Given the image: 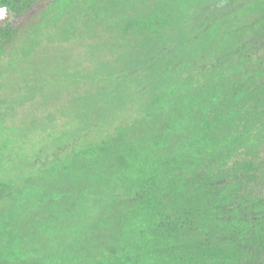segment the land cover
<instances>
[{"label":"trees","instance_id":"1","mask_svg":"<svg viewBox=\"0 0 264 264\" xmlns=\"http://www.w3.org/2000/svg\"><path fill=\"white\" fill-rule=\"evenodd\" d=\"M11 1L15 10H24L31 2ZM138 1L130 0L132 8ZM154 1L151 8H141L139 16L130 18V52L144 45L152 50L159 47L149 64L153 75L145 72L150 77L146 90L130 96L134 74L126 72L124 60L105 57L107 48L89 55L86 71L71 73L75 82L87 77L96 81L93 96H82L83 108L103 107L120 88L128 93L121 96L123 104L131 99L139 105L136 115L113 126V134L55 159L42 168L51 178L42 182L33 170L23 179L11 174L18 165L9 164L4 151L14 141L8 136L11 128L0 123V239L10 244L0 249V264H43L39 256L28 259L17 252V242L36 235L47 218L64 233L63 225L56 222L73 223L72 216L78 219L95 212L98 215L85 234L65 242L70 251L54 264H236L245 244L264 247V200L251 202L239 194L252 165L237 159H247L264 142L263 61L253 58L243 44V32L236 30V13L241 11L243 20L248 12L256 15L252 19L258 26L255 17L263 14L264 0L240 2L230 12L234 17L215 12L204 32H193L195 36L192 20L184 16L195 6L208 7L205 4L211 0ZM91 2L65 17H86L82 23L89 21L92 29L96 18L105 23L107 15ZM73 22L51 21L70 34L67 37L86 29L74 28ZM13 32L0 29V43L7 44ZM214 44L217 48L212 50ZM95 60L98 65L92 66ZM110 60L112 66L102 70L101 65L108 66ZM208 66L212 68L207 70ZM94 93L102 97L101 103L94 102ZM25 150L16 148L18 154ZM228 161L231 170L225 167ZM228 174L235 179L228 180ZM67 180L70 190L61 192ZM78 180L85 185L76 187Z\"/></svg>","mask_w":264,"mask_h":264},{"label":"rangeland","instance_id":"2","mask_svg":"<svg viewBox=\"0 0 264 264\" xmlns=\"http://www.w3.org/2000/svg\"><path fill=\"white\" fill-rule=\"evenodd\" d=\"M91 1L85 0L82 4L83 0L78 2L76 0H31L24 10L10 11L0 25V29L7 28L14 31L7 44L0 43V123L6 125L7 129L11 128L8 131V136L14 142L5 149L4 154L8 155L9 164L18 165V168L11 170V174L17 176L18 179H23L24 176L30 174L29 170H33V173L39 174L42 182H46L45 180L50 178L49 172L43 171V173L42 168L46 167L47 169L60 156H68L77 146H86L97 142L96 138L107 133L110 134L113 126L120 119L129 120L131 116L138 113L136 109L139 108V105L134 103L135 100L131 101L130 99L129 103L123 104L121 96L128 95L124 88L111 94L112 98L103 107L83 108L84 105H81L82 96H93L96 81L91 78L93 82L87 77L88 79L75 82V77L73 78L71 73L79 71L81 68L86 71L89 65V55H92L97 49L107 48L106 53H102L105 57L117 58L119 61L124 60L126 72L130 71L134 74L136 82H132V86H130V96L134 98L133 92L146 90L145 85L150 77L147 78L145 72L148 76L153 75L154 72L150 70L149 64L156 58L155 55L159 52V47L152 50L144 45L135 53L133 50L130 52L132 45L130 36L131 38L133 36L130 35V18L139 16L141 8H151L155 1L139 0L132 8L133 2L130 3V0H122L123 2L120 0V2L118 0H94L98 5L97 9L103 11L107 16L105 23L98 22L96 18L93 29L89 21L84 20L82 23L86 17H78V15L65 17L66 12L76 14L81 6L85 5V8L91 6ZM245 1L211 0L210 4H205L208 6L206 8L195 6L194 10L191 9V14L184 16V19L189 16L192 20L190 23L192 36L201 35L214 18L213 15H216L215 12L219 11L217 14L221 16L224 14L230 16L232 15L230 12L237 9L238 4H242L240 2ZM51 5H53V9ZM144 9L141 10V13H146ZM211 11H214V14ZM241 12L239 15L236 13V18L239 19L236 22V30L243 32V44L249 47L250 52L254 54L253 58L262 59L261 65L259 62L255 68L260 65L264 69V12L255 17L259 21L257 27L254 26V19H252L256 15L252 16L248 12V16L243 20ZM63 18L73 19L74 28L83 25L86 29L77 35H72L74 37H67L70 34L62 30V32L59 31L56 24L51 23L52 20L61 21ZM110 19L112 20L110 21ZM73 27L69 28L70 32ZM206 48L208 45L205 50ZM216 48L217 44H214L212 50ZM144 50L145 52H143ZM199 58V56L195 58L194 62L197 63ZM96 64L95 60L92 66H96ZM109 66H112L111 60L108 66L101 65V69L107 70ZM209 68L212 67L208 66L207 70ZM199 69L198 67L196 71ZM191 74L196 75L194 71ZM130 78L129 75L127 82L130 81ZM100 85H105V83ZM105 89L108 91L107 87ZM125 89L127 88L125 87ZM106 90L100 92L103 93ZM94 95V102L101 103L102 97L97 96L96 93ZM78 98H80L79 101ZM262 115L264 117V112ZM110 119L112 120L110 121ZM98 130L100 132H97ZM111 134L113 133L111 132ZM18 146L25 148L26 153L18 154L16 152ZM29 150L31 152H28ZM191 159L192 157L188 161L190 162ZM237 159H240L242 163L249 162L252 165L248 172L249 177L241 182L242 186L238 189L239 194L251 202L256 198L264 200V142L247 159L243 156ZM25 165H28V170ZM225 167L232 169L230 161L225 164ZM41 172L43 175H40ZM229 175H227L228 180L235 179L229 178ZM20 182L22 180H19ZM85 182L78 180L74 184L76 187H80V185L83 187ZM69 187H71L69 181L63 182V187L59 190L64 192ZM97 215V212L92 215L84 213L78 219H74L72 216L70 219L74 220L73 223L66 222V220L60 223L56 222L57 225H63L64 233L58 231L53 222L47 218V222L41 226V230L36 235H28L17 242V252L28 259L39 256L42 258L43 264L58 263L61 261V256L70 251L69 246H64V243L71 241L74 237L84 235L86 227L91 225L93 217H97ZM46 226L50 228L49 232L45 231ZM213 239L215 238L213 237ZM247 245L245 244L236 264H264V247L260 248L255 242ZM9 246L10 244L6 243L3 238L0 239V249H7ZM10 258L17 260L11 255Z\"/></svg>","mask_w":264,"mask_h":264},{"label":"flooded vegetation","instance_id":"3","mask_svg":"<svg viewBox=\"0 0 264 264\" xmlns=\"http://www.w3.org/2000/svg\"><path fill=\"white\" fill-rule=\"evenodd\" d=\"M14 1V0H13ZM11 0H0V25L5 20L6 16L10 11H14L13 5H11ZM1 27V26H0Z\"/></svg>","mask_w":264,"mask_h":264},{"label":"water","instance_id":"4","mask_svg":"<svg viewBox=\"0 0 264 264\" xmlns=\"http://www.w3.org/2000/svg\"><path fill=\"white\" fill-rule=\"evenodd\" d=\"M2 10H0V12H1Z\"/></svg>","mask_w":264,"mask_h":264}]
</instances>
